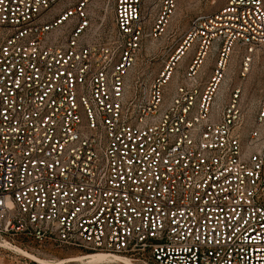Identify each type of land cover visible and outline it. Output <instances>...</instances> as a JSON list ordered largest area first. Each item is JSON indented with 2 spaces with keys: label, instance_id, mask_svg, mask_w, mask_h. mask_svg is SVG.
Segmentation results:
<instances>
[{
  "label": "built area",
  "instance_id": "2783aa9c",
  "mask_svg": "<svg viewBox=\"0 0 264 264\" xmlns=\"http://www.w3.org/2000/svg\"><path fill=\"white\" fill-rule=\"evenodd\" d=\"M216 1L0 0V242L264 264V0Z\"/></svg>",
  "mask_w": 264,
  "mask_h": 264
},
{
  "label": "rangeland",
  "instance_id": "374dc122",
  "mask_svg": "<svg viewBox=\"0 0 264 264\" xmlns=\"http://www.w3.org/2000/svg\"><path fill=\"white\" fill-rule=\"evenodd\" d=\"M222 1H216L214 5H219ZM188 9L183 5L179 7L177 16L174 20L175 27L179 28V32L186 29L188 26L190 12H186ZM196 9L192 11V14L195 13ZM93 12L95 16H100L104 18V23L112 28V12L110 9V3L106 4V0H97L95 4V8L93 9ZM187 15V16H185ZM187 60V57H185L182 61V64H184ZM211 59L208 58L206 61V66L210 65ZM156 65L153 69H156ZM263 78H264V58H260L257 60L253 67L251 72L249 73L248 77L244 81V99L245 104L248 107V109L252 108L253 102L257 99L259 95V89L262 87L263 84ZM23 246V245H19ZM24 250V249H23ZM26 250H28L30 253H37V257H40L42 259H45L49 261V264H56L57 262L61 261L60 264H76V262H65L67 259L79 255H83L86 253L73 248V247H55L53 245H48L43 247L41 250L36 251L35 246L26 247ZM7 251L4 250V248H0V255L3 256L6 254ZM53 260V261H52ZM111 264V263H99L94 262L90 264Z\"/></svg>",
  "mask_w": 264,
  "mask_h": 264
},
{
  "label": "bare ground",
  "instance_id": "6f19581e",
  "mask_svg": "<svg viewBox=\"0 0 264 264\" xmlns=\"http://www.w3.org/2000/svg\"><path fill=\"white\" fill-rule=\"evenodd\" d=\"M1 247L14 251L20 255L26 256L30 259L35 260L38 263L42 264H49L50 260L47 261L45 259H42L40 257H37L36 255L25 251L21 249L17 245L10 244L6 241L0 242ZM53 261V260H52ZM65 262H76V264H90L94 262H99V263H111V264H135L132 260H130L127 257L118 255V254H106V253H95V254H83L75 257H71L67 259ZM61 261L57 262L56 264H60ZM96 264V263H95Z\"/></svg>",
  "mask_w": 264,
  "mask_h": 264
}]
</instances>
